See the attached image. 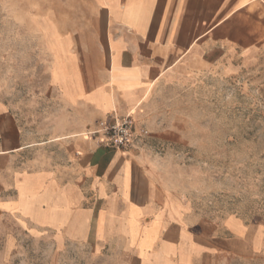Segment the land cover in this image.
Returning <instances> with one entry per match:
<instances>
[{
	"label": "crops",
	"instance_id": "1",
	"mask_svg": "<svg viewBox=\"0 0 264 264\" xmlns=\"http://www.w3.org/2000/svg\"><path fill=\"white\" fill-rule=\"evenodd\" d=\"M263 3L0 0V17L15 20L16 31L26 20L47 56L45 96L0 93V212L56 241L109 247L121 264H184L197 249L214 251L204 243L222 239H196L192 227L202 226L185 213L174 166L184 143L182 86L216 57L253 50L232 37L229 20L262 16ZM57 19L84 21L60 28ZM50 21L55 29L43 30ZM127 114L135 130L127 148L90 135Z\"/></svg>",
	"mask_w": 264,
	"mask_h": 264
},
{
	"label": "rangeland",
	"instance_id": "2",
	"mask_svg": "<svg viewBox=\"0 0 264 264\" xmlns=\"http://www.w3.org/2000/svg\"><path fill=\"white\" fill-rule=\"evenodd\" d=\"M248 15L229 22L232 37L245 39L253 50L245 57L232 52L228 61L216 57L182 86L184 143L174 166L182 176L185 213L201 224L192 227L201 243L213 233L222 239H208L204 244L214 251L197 249L198 256L184 264H264V11ZM55 21L63 28L84 20ZM15 26V20L0 17V93L45 96L46 52L26 20L19 21V30ZM42 26L55 29L51 21ZM35 101L46 106L45 98ZM228 238L239 244H228ZM115 254L91 241H56L0 212V264H121Z\"/></svg>",
	"mask_w": 264,
	"mask_h": 264
},
{
	"label": "built area",
	"instance_id": "3",
	"mask_svg": "<svg viewBox=\"0 0 264 264\" xmlns=\"http://www.w3.org/2000/svg\"><path fill=\"white\" fill-rule=\"evenodd\" d=\"M91 136L101 134L100 142L115 149L127 148L134 139V122L130 114L121 119H114L111 122L103 123L97 130L90 132ZM141 133H146L141 130Z\"/></svg>",
	"mask_w": 264,
	"mask_h": 264
}]
</instances>
